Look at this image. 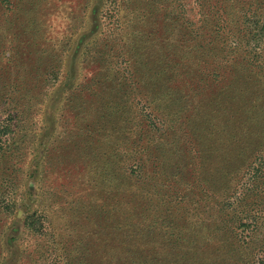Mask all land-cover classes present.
Returning a JSON list of instances; mask_svg holds the SVG:
<instances>
[{"label": "rangeland", "instance_id": "obj_1", "mask_svg": "<svg viewBox=\"0 0 264 264\" xmlns=\"http://www.w3.org/2000/svg\"><path fill=\"white\" fill-rule=\"evenodd\" d=\"M217 1L224 14L206 17L226 30L204 42L186 36L201 25L197 0H0V264L110 261L112 233L97 205L113 190L128 199L138 189L145 216L191 243L189 260L218 261L232 241L242 264H264V0ZM182 48V60L172 57ZM160 50L189 66L202 91L190 92L186 126L157 133L153 178H162L146 184L151 161H132L135 177L129 161L123 175L106 161L108 134L141 136L135 119H120L129 111L122 96L156 97L166 113L186 101L153 83L137 95L114 72L127 55ZM97 74H111L113 91L82 103L77 91ZM98 122L108 149L91 133Z\"/></svg>", "mask_w": 264, "mask_h": 264}, {"label": "trees", "instance_id": "obj_2", "mask_svg": "<svg viewBox=\"0 0 264 264\" xmlns=\"http://www.w3.org/2000/svg\"><path fill=\"white\" fill-rule=\"evenodd\" d=\"M197 4L201 15L200 18H202L201 25L199 28L196 27L194 31L188 30L186 36H189L191 32L192 36H194L195 32V36L198 34L197 38L202 39L206 37L208 41L210 36V41H214L216 39V33L226 30L224 26L225 24L218 23V20L212 24V21L208 20L206 16H208L210 11L214 8H219V14L223 15L224 8L217 0H197ZM175 21H177L176 18ZM181 25L182 24H179V26ZM163 27H165V24ZM202 40L204 42L206 41L204 39ZM161 42H163V39H161ZM160 46L162 47V44ZM184 49L185 48H182L179 53L176 52V57L172 53V57L182 60L184 53H186ZM212 50L213 49H210L209 51ZM102 54L105 56L107 53L105 52ZM143 56H145L144 52L136 51L132 56L127 55L123 57L122 61L125 66L122 68V72H120V70L114 72V76L118 77L120 80L119 86L123 87L127 85L126 83H130L132 89L137 90L138 95L141 91L139 86L146 87L148 85L151 87L150 83H153L162 87V91L176 94L179 93L181 97L185 99L186 106H181L177 108L176 111L166 113L164 111L156 110L154 105L156 97L155 99H148V94L142 97L139 95L136 97L129 92L131 94L130 96H122V98H124L122 107L127 108L128 106L129 108V111L127 112L128 117L122 118L121 116L120 119H124L122 123H126V125L130 123V118L131 120L135 119V124H137L136 128H139L138 131L141 132L140 138L136 139L134 137L135 135H129L126 129L123 131L121 130L122 132L115 134V136L114 134H108L110 135V146L104 140L107 132L100 127L99 122V131L95 124L91 133L94 135L96 143H100L101 140L100 146L107 144V149L110 146L111 152L107 155V158H111H108L106 161L113 158L114 160L112 159L111 167L113 165L115 170L118 167V169L122 171L120 172L121 175L126 173L125 160L129 161L128 173L132 177L137 175L135 174V171H132L133 169H130L132 161L134 165L136 164L139 166L142 164L141 166L143 168V162L151 161L149 167L154 168H151V172L147 176L148 182H146V184H148L149 181L153 182L157 180L160 182V179L162 178H153L154 173L157 171L156 169L160 167L159 157L154 150V144H159L158 141L160 140V138L157 137V133L162 130H168L173 125L186 126L191 117V113H188V106L190 103L192 104V100L194 99V96L190 92H197L198 90L201 92L202 88L198 89L197 87H192V84L195 81L194 78L197 74L190 70L189 66H183L184 64H181L178 61H176L177 63H173V58L164 50L162 52L160 50L159 53L153 55L150 58L152 62H150L149 58H142ZM210 57L213 60L214 54L209 55V58ZM206 58L208 59V55ZM115 67L116 66L111 67L112 70L104 69L103 73H108V71L113 72ZM182 67H184L185 71H181ZM234 69L238 70L237 66H235ZM236 74L239 75V73ZM182 76L188 80L184 81ZM110 77L111 74L107 76L97 74L93 80H90L89 83L82 86V88L77 91L80 98L84 100L82 103L86 102L87 98H97L102 95L103 92H106L105 94L110 96V93L113 91V88L109 85L112 80ZM127 86H129V84ZM223 87L224 86L220 87V89ZM153 91L154 90H151L150 92L153 93ZM131 96L133 97L130 98ZM151 114H154V116ZM102 119L106 120V117H103ZM86 133L90 132H85L84 134ZM143 136L149 137L151 142L148 140V143L145 144L142 141ZM120 140L123 141L121 142ZM86 149L91 148L87 147ZM103 156H105V154H103ZM123 157L126 158L124 161H122ZM184 166H186V164H184ZM177 170V173H174L175 175H183L181 169ZM143 175H145L144 171L142 173L140 172V176L143 177ZM164 179L165 178H163V180ZM88 180L90 179L87 178V182ZM161 185L162 184H160V186ZM138 190L139 191L133 192L134 196L143 197V191H141V189ZM109 192H111V190ZM112 192L113 193H108V195H106L107 197L105 201L107 202L102 204L98 203L97 206L99 207V210L97 211L100 213L98 220L102 222L103 228H107L109 225L111 229V241L115 250L110 261L99 262V264H205L197 259L189 260L187 258L189 251H185V248L189 247V249L192 250L193 246L185 240H183V242H178V238L176 237L179 236L181 231L176 233L174 232V226L159 223V215L151 214L152 217L150 218L145 216L146 204L143 200L141 201L140 198L136 197L127 199L125 196L121 199L119 192H116L115 190ZM223 250V252H220L219 260L212 261L211 264H242L244 261V258L236 254L237 248L232 241L225 244ZM198 257L199 255L196 256V258Z\"/></svg>", "mask_w": 264, "mask_h": 264}]
</instances>
